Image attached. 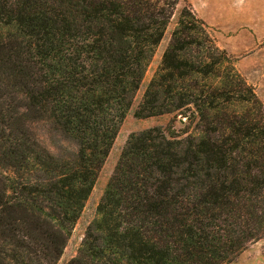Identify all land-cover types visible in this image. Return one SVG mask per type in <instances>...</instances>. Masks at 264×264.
Segmentation results:
<instances>
[{"label":"trees","instance_id":"obj_1","mask_svg":"<svg viewBox=\"0 0 264 264\" xmlns=\"http://www.w3.org/2000/svg\"><path fill=\"white\" fill-rule=\"evenodd\" d=\"M183 0H0V264H57ZM75 146L54 152L20 113ZM71 264H230L264 238V106L192 9L178 11Z\"/></svg>","mask_w":264,"mask_h":264},{"label":"rangeland","instance_id":"obj_2","mask_svg":"<svg viewBox=\"0 0 264 264\" xmlns=\"http://www.w3.org/2000/svg\"><path fill=\"white\" fill-rule=\"evenodd\" d=\"M185 5L189 6L196 17L207 26L216 45L231 58L236 71L253 87L264 106V0H183L155 51L133 106L119 128L57 264H71L77 257L87 227L98 219L97 207L130 135L160 128L167 137L180 139L185 137L184 119L180 117L174 118L171 115L146 119L135 117L143 94L160 66L162 54L175 27L178 11ZM20 114L18 127L29 132L37 143L54 152H57L58 148H63L65 152L74 154V144L53 133L49 123L32 120L30 114L23 112ZM230 264H264V238L248 246Z\"/></svg>","mask_w":264,"mask_h":264}]
</instances>
